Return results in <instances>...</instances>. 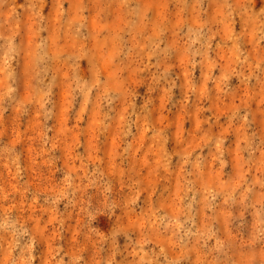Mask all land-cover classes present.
<instances>
[{"label": "clouds", "instance_id": "9594fccd", "mask_svg": "<svg viewBox=\"0 0 264 264\" xmlns=\"http://www.w3.org/2000/svg\"><path fill=\"white\" fill-rule=\"evenodd\" d=\"M48 3L0 0V264H264V6Z\"/></svg>", "mask_w": 264, "mask_h": 264}, {"label": "rangeland", "instance_id": "374dc122", "mask_svg": "<svg viewBox=\"0 0 264 264\" xmlns=\"http://www.w3.org/2000/svg\"><path fill=\"white\" fill-rule=\"evenodd\" d=\"M165 0H158V4L157 6L153 9L154 14L156 16H159L160 13L163 11L162 5L164 4ZM67 6V5H65ZM257 7H261L264 6V0H257ZM48 12L49 14H54V0H49L48 3ZM94 15V13H93ZM118 15V12L116 10H113L112 12V16L113 19L115 20L116 16ZM25 39L27 40V36H25ZM177 71L180 72L181 68L179 66V63L177 62ZM57 103H58V111L61 112V116L60 118L57 120V126H59L60 123V119H62V103H63V90L60 89L57 92ZM255 107V105H254ZM154 118L156 120L160 119V112H159V108H158V102H157V111L154 113ZM180 120V114L179 112L176 113L175 116H171V117H167L166 118V123H171L172 127L175 128V126L178 124ZM257 122L260 125V127L264 128V112H261L258 114L257 116ZM73 124L75 123V121L72 122ZM17 126V121H16V116L15 113H10L5 121H4V139L10 141L11 139H13L12 137V130L13 128H15ZM22 130L25 131V133L27 134V136L30 138L36 128V118L35 115L33 114V116L27 120L24 121L21 125ZM85 142L87 143L90 139H91V133H89L88 136H86L85 138ZM112 144H113V138L111 136L106 137L104 140V144H103V148L106 154H110L111 152V148H112ZM25 152V164H29L30 163V157H29V143L28 141L25 142V144H23L21 146ZM0 171H3V169H0ZM70 241L68 242V246L70 247Z\"/></svg>", "mask_w": 264, "mask_h": 264}]
</instances>
